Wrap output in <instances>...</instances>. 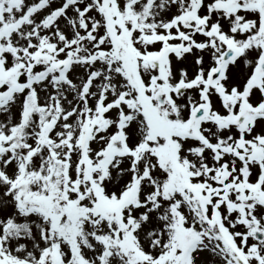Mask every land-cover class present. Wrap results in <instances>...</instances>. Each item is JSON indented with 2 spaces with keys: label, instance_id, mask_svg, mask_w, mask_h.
Returning a JSON list of instances; mask_svg holds the SVG:
<instances>
[{
  "label": "snow or ice",
  "instance_id": "snow-or-ice-1",
  "mask_svg": "<svg viewBox=\"0 0 264 264\" xmlns=\"http://www.w3.org/2000/svg\"><path fill=\"white\" fill-rule=\"evenodd\" d=\"M0 264H264V0H0Z\"/></svg>",
  "mask_w": 264,
  "mask_h": 264
}]
</instances>
